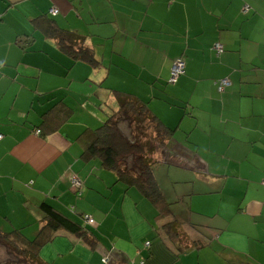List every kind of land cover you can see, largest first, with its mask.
I'll use <instances>...</instances> for the list:
<instances>
[{
    "label": "crops",
    "instance_id": "1",
    "mask_svg": "<svg viewBox=\"0 0 264 264\" xmlns=\"http://www.w3.org/2000/svg\"><path fill=\"white\" fill-rule=\"evenodd\" d=\"M45 14L85 36L101 64L47 38L35 25ZM116 92L174 129L177 154L160 164L192 187L162 192L189 201L183 216L158 218L85 156ZM0 135V232L35 239L47 202L98 237L91 247L58 232L40 252L49 264H264V0H0ZM172 220L203 246L180 252L164 229Z\"/></svg>",
    "mask_w": 264,
    "mask_h": 264
},
{
    "label": "trees",
    "instance_id": "2",
    "mask_svg": "<svg viewBox=\"0 0 264 264\" xmlns=\"http://www.w3.org/2000/svg\"><path fill=\"white\" fill-rule=\"evenodd\" d=\"M249 8L245 5L243 12L247 13ZM51 13L54 14L52 10ZM35 25L74 62H85L93 67L101 64L93 50L86 45L85 36L60 27L49 14L35 19ZM223 80L218 82L221 92L231 85L228 79L230 85L221 90ZM116 102V108L91 131L85 156L99 160L106 170L115 174L117 182L125 183L126 189L134 187L141 192L158 210V218H170L173 203L163 195L155 168L161 162L171 163L170 156L177 154L173 151L175 131L166 126L144 101L132 94L116 92ZM40 208L44 213V226L35 239H27L20 231L0 232V245L7 251V257L0 264H49L41 258L40 252L60 231L76 235L91 247L96 245L98 237L86 225L47 202H43ZM87 217L90 216L84 215L82 219L87 224H94ZM164 229L180 252L203 246V242L189 238L183 222L172 220L165 224Z\"/></svg>",
    "mask_w": 264,
    "mask_h": 264
},
{
    "label": "rangeland",
    "instance_id": "3",
    "mask_svg": "<svg viewBox=\"0 0 264 264\" xmlns=\"http://www.w3.org/2000/svg\"><path fill=\"white\" fill-rule=\"evenodd\" d=\"M178 172H179L178 168L174 166L166 165V164H159L155 168L156 176L158 178V181L160 182L159 183L160 188L162 189V191L166 193V195L171 200L174 197H176L177 191L179 192V190L183 188L189 189L192 187V185H187L183 182L182 183L177 182L176 179L178 178ZM171 178L173 180H171ZM171 203H173L172 204V215L177 216V217L183 216V212L185 210H188V207H189L188 205L189 201H186L185 203H179V204H176V202H171ZM6 257H7L6 249L0 245V261L5 260Z\"/></svg>",
    "mask_w": 264,
    "mask_h": 264
},
{
    "label": "built area",
    "instance_id": "4",
    "mask_svg": "<svg viewBox=\"0 0 264 264\" xmlns=\"http://www.w3.org/2000/svg\"><path fill=\"white\" fill-rule=\"evenodd\" d=\"M52 12L54 14H57L58 13V10L57 9H54L52 10ZM215 49L217 50L218 54L222 53L223 51V46L219 43H217L215 45ZM185 73V65L183 62L181 61H178L174 64L173 68H172V73H171V79H170V82L172 83H175L177 81V79L183 75ZM230 85V81L228 79H225L221 82V90H223L225 87H228ZM38 134L40 133V130H37L36 131ZM3 138V135H0V139ZM72 185H73V188L76 189V190H79L81 188V182L80 180L78 179L77 176H73L72 177ZM87 220L92 223L93 222V219L90 218V217H87ZM149 245V243L147 244Z\"/></svg>",
    "mask_w": 264,
    "mask_h": 264
}]
</instances>
